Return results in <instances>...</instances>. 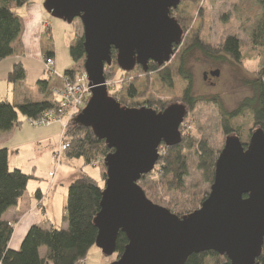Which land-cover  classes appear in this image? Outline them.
I'll return each instance as SVG.
<instances>
[{"label":"water","instance_id":"obj_1","mask_svg":"<svg viewBox=\"0 0 264 264\" xmlns=\"http://www.w3.org/2000/svg\"><path fill=\"white\" fill-rule=\"evenodd\" d=\"M183 0H45L55 19L83 25L84 70L92 97L77 116L112 150L104 158L106 181L95 224L96 246L116 253L120 232L128 244L110 264H185L194 255L214 251L232 264H260L264 245V131L245 146L228 137L221 150L211 191L202 206L182 218L153 203L139 181L160 159V147L182 141L183 105L157 112L124 107L109 95L105 71L117 52L118 67L148 70L150 62H170L183 39L171 11ZM219 71L211 76L218 77ZM207 79V74L204 75Z\"/></svg>","mask_w":264,"mask_h":264},{"label":"trees","instance_id":"obj_2","mask_svg":"<svg viewBox=\"0 0 264 264\" xmlns=\"http://www.w3.org/2000/svg\"><path fill=\"white\" fill-rule=\"evenodd\" d=\"M31 0H0V61L24 56V44L20 37L24 31V22L17 9L29 4ZM259 10V15L254 21L250 33L252 45L256 48H264V0H252ZM198 3L199 0H183V3ZM178 7L171 11L181 26L186 24L185 18L176 16ZM47 40L52 42L50 27L46 28ZM242 46L235 36L228 37L220 48H213L206 43L198 33H194L183 45L175 46L174 61L171 64L159 66L150 62L148 70L137 67L134 71L126 73L118 67L117 52L112 50V64L106 67L105 79L117 68L127 78V82L120 92V99L125 102H135L153 109L157 112L169 107L167 102L150 100L140 102L139 98L145 95L138 93L135 87L138 78L150 80L156 75L162 85L168 89L174 88V78L179 77L187 82V87L181 98V105L186 111H192L199 104L200 99L193 94L194 75L190 68V61L196 52H201L209 57H230L237 63L241 62ZM70 54L75 66L66 70L64 77L74 79L78 72L84 71L86 52L83 36H77L70 48ZM44 58H53L54 52L46 48ZM26 79V70L22 62L14 64L9 74V81L18 84ZM51 78L39 80L38 85L45 93L42 100L27 99L19 104L3 101L0 98V131L10 132L23 124L21 116L27 120L38 119L46 111L57 108L58 101L50 88ZM146 82V81H145ZM252 96L241 103L234 113H222L223 131L225 141L228 137H237L245 146L249 143L254 132L264 131V63L256 73V76L248 81ZM123 102L121 101V105ZM125 107V106H124ZM249 113L248 124H237L236 120L243 112ZM246 114V113H245ZM76 119V118H75ZM182 141L175 146H167L164 143L160 147V159L155 169L144 175L139 181L148 199L155 202L154 192L159 184L165 186L169 192L180 195L186 201H181L183 210L170 211L179 218L196 212L210 194L215 176V166L222 149L216 150L203 138L188 136L185 129L181 128ZM70 144L66 155L70 159H83L87 165L97 160L104 162V158L112 152L105 140L99 139L91 128H86L77 122L70 125L64 137ZM195 155V167L201 174L203 181L208 184L206 189L187 185L186 179L190 176L189 154ZM102 179L106 181V168L102 172ZM157 176V177H156ZM31 175L20 169L11 170L9 167V152L7 148L0 149V264H82L90 250L95 247L98 229L95 218L100 212L102 193L104 188L99 186L90 176L84 175L74 180L68 187L67 202L64 207V222L67 227L51 224L48 229L33 225L24 237L19 250L10 247L14 227L2 216L19 200L27 191ZM154 188V190H153ZM151 190L154 191L151 193ZM155 199V200H154ZM175 202H177L175 200ZM177 204V203H176ZM158 205V204H157ZM190 206V208H188ZM167 208V209H168ZM128 244L127 236L120 232L117 244V259L123 254ZM45 248V254L41 249ZM264 264V245L260 257L257 259ZM185 264H232L226 255H220L214 251L203 252L190 256Z\"/></svg>","mask_w":264,"mask_h":264},{"label":"rangeland","instance_id":"obj_3","mask_svg":"<svg viewBox=\"0 0 264 264\" xmlns=\"http://www.w3.org/2000/svg\"><path fill=\"white\" fill-rule=\"evenodd\" d=\"M259 13L252 0H199L196 4L193 2L183 3L182 1L178 7V12L175 13L178 18L181 15L186 20L184 26L180 25L183 30L181 45H184L194 33H198L202 40L213 48H220L230 36L237 37L242 46L240 63L228 56L212 58L201 52H196L190 61V68L194 75L193 94L200 99V102L195 109L187 112L180 129L186 125L184 129L188 136L204 137L216 150L223 149L226 142L222 126V113H234L246 98L252 96L248 81L256 76L264 63V48L254 47L250 39L253 23ZM46 17L50 21L52 42L47 40L46 34L44 39L47 41L48 48L53 45L55 52L56 65L53 76L46 71L41 60H35L30 53L26 61L24 59H13L11 62L0 61L1 100L11 101L14 99L13 89L15 85L8 79L14 64L17 62L22 61L24 63L27 70L24 83L27 84V89L31 90L36 86L40 76H44L46 79L50 77L52 87L62 85L60 78L64 76L66 70L75 66L70 48L77 36H83L81 21L76 19L72 24H69L53 18L47 12ZM174 59L173 55L170 62L166 64H172ZM212 71H219V76H211ZM205 74H207V79L204 77ZM126 78L116 68L113 75H109L107 80L110 84L107 86L109 95L119 103L122 101L125 107L132 109L147 108L141 104L134 106L135 102H125L123 98L120 99L118 91H122L127 82ZM143 79L138 78L135 83L137 92L145 95L143 98H139L140 102L161 100L167 102L169 106L182 102L181 98L187 87V82L181 78H174L173 89H168L162 85L156 75H152L149 81L145 79L146 82ZM243 113L233 122L249 125L248 117L250 114L245 111ZM21 119L23 126L20 129L16 128L13 136L8 132L0 131V142L4 140L5 145L9 147L10 169L21 168L24 173L33 175L28 183L29 190L35 191L38 185L46 188L52 182L55 183L53 187L55 198H53L51 213L55 220L61 222L64 215L61 203L63 192L67 190L68 193L70 184L84 175L90 176L99 186L104 188L105 182L101 175L104 170V162L97 160L87 165L83 159L68 158L65 152L61 155L60 164H57L53 157L62 143V124H55L50 127H33L27 119L22 116ZM75 121L76 119H73L70 125ZM188 156L190 158V176L186 179L187 185L192 187H199L200 185V188L206 189L208 184L203 181L200 172L195 167V155L191 153ZM156 187V192L151 190V193H155V202L159 201L156 204L165 208L169 207L174 211L183 210V204L180 202L186 201L187 197L184 199L180 195H175L161 184ZM116 260V253L112 256H106L100 248L95 246L90 250L82 264H110Z\"/></svg>","mask_w":264,"mask_h":264},{"label":"crops","instance_id":"obj_4","mask_svg":"<svg viewBox=\"0 0 264 264\" xmlns=\"http://www.w3.org/2000/svg\"><path fill=\"white\" fill-rule=\"evenodd\" d=\"M44 2L45 0H31L29 4L17 9L18 14L22 17L23 22H24V31L20 37L21 41L24 44V48H25L24 56L12 57L4 61L11 62L13 59H17V60L24 59V61H26L30 53L35 60L39 59L41 60V63L43 64L42 62L43 54H44L45 49L48 48L47 41H45L44 39L45 38L44 35H45L46 28L50 27V21L47 20L46 11L43 7ZM51 49L53 50V45ZM54 57H55V52H54ZM22 64L24 65L23 62ZM24 68H25V65H24ZM43 79H46V78L44 76H40L37 80L36 86L32 90L27 89L28 86L24 82L14 84L15 85L13 89L14 99L8 102H11L13 104H19L27 99H33V100L44 99L45 93L42 91V88L38 85L39 80H43ZM52 86L53 85L50 82L49 87L51 88ZM55 124L58 125L60 123H55ZM22 126L23 125H21L20 127H16V128L20 129L22 128ZM16 128L8 132V134L13 136L15 134ZM0 143H1L0 149L7 148L8 152H10L9 147L5 145L4 140H2ZM14 157H15V152H14ZM9 161H10V157H9ZM9 167H10V163H9ZM18 169L22 170L21 168H18ZM54 184L55 183L52 182L46 188H44L41 185H38L35 191L29 190L27 188L26 193L19 200L17 205L11 207L2 216V219L4 221L9 222L14 227L13 237L10 242V247L12 249L19 250L24 237L26 236L28 230L33 225L40 226L44 229H48L51 224H54L56 226H62L63 228L67 227V223L64 222L63 217L61 218V222H58L57 220H55V218L52 217L51 207L53 204V198H55L54 191H53ZM67 194H68L67 190L63 192V198L61 200L63 209L65 207V203L67 200ZM45 251H46L45 248L41 249V254L44 255Z\"/></svg>","mask_w":264,"mask_h":264},{"label":"built area","instance_id":"obj_5","mask_svg":"<svg viewBox=\"0 0 264 264\" xmlns=\"http://www.w3.org/2000/svg\"><path fill=\"white\" fill-rule=\"evenodd\" d=\"M42 62L46 71L53 76L55 72V59L43 57ZM60 79L62 80V85L52 87V93L58 101L57 108L46 111L38 119L28 120L29 124L33 127H48L55 123L62 124V143L54 154V160L57 164H60L62 153H65L70 146L69 142L64 138L68 127L72 120L77 118L85 109L92 97L91 86L85 70L76 73L74 79L69 80L64 76ZM109 85L106 80V86ZM120 92L118 91L119 94Z\"/></svg>","mask_w":264,"mask_h":264},{"label":"flooded vegetation","instance_id":"obj_6","mask_svg":"<svg viewBox=\"0 0 264 264\" xmlns=\"http://www.w3.org/2000/svg\"><path fill=\"white\" fill-rule=\"evenodd\" d=\"M149 64H150V63H149ZM149 64H148V67H149ZM137 67H140V66H137ZM137 67H136V68H137ZM185 126H186V125H185ZM185 126H183L182 128L184 129V128H185Z\"/></svg>","mask_w":264,"mask_h":264}]
</instances>
